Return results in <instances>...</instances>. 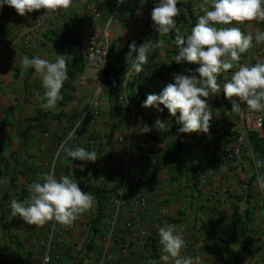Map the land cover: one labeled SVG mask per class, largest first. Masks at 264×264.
<instances>
[{"label": "crops", "instance_id": "0c3cea01", "mask_svg": "<svg viewBox=\"0 0 264 264\" xmlns=\"http://www.w3.org/2000/svg\"><path fill=\"white\" fill-rule=\"evenodd\" d=\"M98 2L73 0L69 9L51 14H44L45 10L41 9L37 13L21 16L11 7L5 17L0 10V263L43 264V250L38 240L46 236L52 221L43 226H33L19 217H12L11 200L25 202L29 199V185L38 179L36 174L50 171L46 162L53 161L57 144L81 112L97 100L98 115L85 121L83 135L71 145V148L94 150L96 161L73 160L64 153L59 156L55 169L57 177L67 175L82 190L90 192L95 197L94 205L71 227L57 223L59 230L56 238L63 246V254L62 259L53 264L99 263L107 231L101 227V231L99 229L95 234L92 227L98 208L97 191L106 188L111 194L118 185L119 174L116 172L121 167L123 154L127 152L138 158V166L142 170L152 169L158 177L156 196L164 201L168 214L148 228L149 234L153 233L158 240L160 255L158 229L165 224H174L183 232L187 242V247L181 250L183 257H199V264H264V212L260 206L264 203V193L257 188L259 173L256 155L250 145L240 166L229 165L219 156L220 149L232 141L229 127L236 116L232 111V102L225 97L222 87L235 69L218 77L221 92L208 98L213 117L210 131L187 134L190 140L188 166L174 181L171 180L172 174L165 157L168 144L179 139L173 135V117L166 108L159 112L142 107L147 95L159 94L168 83H174L175 74H192L200 66L173 61L176 54L174 31L164 34L165 47L151 57L142 72L127 76L118 112L113 110L109 89L102 80L103 68L86 63L75 81L73 99L64 108L65 118L45 120L48 130L32 129L29 138H23L22 132L28 124L26 120L37 115V105L42 102L44 89L34 68L21 67L22 58L39 56L54 62L58 55L64 54V50L60 44L61 36H51L50 31L57 30L76 15L80 32H85L94 26L90 6ZM200 2L180 0L178 3L181 14L176 20L185 36L197 23L198 14H202L198 13ZM153 8L151 1L127 0L123 9L125 19L111 24L113 41L123 49L127 69L131 68L134 60V56L126 59L129 45L135 41L139 47L142 43L138 22L151 19ZM103 12L105 15L108 8ZM39 18L40 36L32 38L28 44L18 42L16 50H10L11 43L32 34ZM246 25L245 34L255 35L257 31H264V22L252 21L246 22ZM229 26L240 27L235 24ZM258 61L264 62V56L252 64ZM195 74L199 77V73ZM133 112L143 114V118L134 130L131 146L119 148L116 139L127 135ZM157 118L166 122L167 131L154 127ZM145 124L152 130L142 134L139 129ZM159 162L161 165L157 169L154 164ZM139 190L150 193L146 187ZM92 239L93 246L89 249L87 244ZM146 241L147 236L134 244L127 235L121 243L124 251L119 250L118 244V247H113L112 256L123 254L128 261L146 264L143 260Z\"/></svg>", "mask_w": 264, "mask_h": 264}, {"label": "clouds", "instance_id": "9594fccd", "mask_svg": "<svg viewBox=\"0 0 264 264\" xmlns=\"http://www.w3.org/2000/svg\"><path fill=\"white\" fill-rule=\"evenodd\" d=\"M123 3L124 0H119ZM180 0H159L151 11V19L159 35L175 32L177 64L187 62L200 66L195 69L199 77L192 74H175L174 83H168L159 94H149L142 102V107L153 108L163 112L166 108L171 116L177 117L181 125L179 132L209 133L212 111L208 98L221 92L218 77L222 73L235 69L231 78L222 87L225 97L232 102V111L240 113L242 104L253 112H264V62L255 64L241 63V55L247 53L255 44H264V31L245 34L238 26L246 22H264V0H201L198 4V21L186 36L178 27L176 18L180 16L178 7ZM73 0H0V10L4 5L10 6L21 16L45 10L44 14L67 10ZM165 42L146 41L136 45L133 41L126 59L132 60L131 68L125 76L133 72L140 73L149 62L148 52L162 49ZM136 55H133V54ZM22 68H34L40 76L44 89V110H54L58 101L63 99L61 89L68 80L67 62L64 55H58L55 61L35 56L22 58ZM161 105L164 107L162 108ZM154 127L159 131H167L166 122L157 118ZM152 127L144 125L139 131L148 133ZM73 133L68 134L71 139ZM66 143V141H65ZM63 148V145H62ZM73 160L96 161L97 154L83 147L63 148ZM53 170L41 173L36 181L29 185L30 197L25 202L11 200V216L19 217L29 225L43 226L55 221L61 226L71 227L74 222L94 205L95 197L85 192L79 184L67 175L59 177ZM264 166L257 160L256 167ZM42 181V182H41ZM257 188L264 193V176L257 177ZM161 246L160 264H199V257L181 256V250L187 247L182 231L174 224H165L158 229ZM49 257L45 255L44 264ZM153 264H157L153 261Z\"/></svg>", "mask_w": 264, "mask_h": 264}, {"label": "built area", "instance_id": "2783aa9c", "mask_svg": "<svg viewBox=\"0 0 264 264\" xmlns=\"http://www.w3.org/2000/svg\"><path fill=\"white\" fill-rule=\"evenodd\" d=\"M126 1L124 0L121 3L119 0H99L98 3L90 6V11L94 16V26L87 28L82 33L87 63L104 68L109 47L113 42L111 24L122 22L125 19L123 9ZM145 1H151L154 7L159 3V0ZM105 8H108V12L104 15L103 10ZM39 22L40 18L32 34L22 36L14 43H11L10 50L15 51L18 42L28 44L32 38H38L41 34L38 27ZM138 27L142 36V43L157 41L158 39L164 41V34L159 35L152 19L140 20ZM240 27L244 33L247 31L246 23L240 25ZM253 45L240 61L242 64H252L256 59L264 56V44L257 45L253 41ZM159 50L161 49H154L148 52L149 61ZM98 106L99 102L93 100L81 112L73 126L59 141L55 148V157L53 159L55 161L54 169L57 167L59 156L66 153L63 148H71L74 140L79 139L83 135L85 121L90 116L98 115ZM241 107L242 111L240 113L234 112L236 118L229 127V133L233 139L220 149L222 159L232 166H240L246 151L251 145V134L264 135V112L249 111L246 108V104H242ZM142 118L143 114L133 112L129 121L127 135L118 136L116 139L119 148L131 146L134 130ZM70 132L73 133L71 139L68 138ZM53 161L50 163L46 162V166L49 167L50 171L53 170ZM138 164V158L130 152L123 154L121 167L116 172L119 174L118 185L114 187L110 194L108 215L105 220L107 231L106 243L98 264H136L135 262L128 261L125 257L123 258V254L113 257L112 255H114L113 252L115 251L113 247H118L119 244V248H121L119 250L123 252L124 247L121 243L127 235L134 244H137L142 237H148V227L151 223H159L168 214L166 204L156 196V188L158 186L157 174L152 169L142 170ZM36 175L39 176V172ZM141 187H146L150 190V193H141L139 190ZM260 206L264 212V203H260ZM58 230L57 223L52 221L46 236L38 240L43 250V264L45 255L49 257L48 264H53L62 259L63 246L56 238ZM116 259H118V262H115Z\"/></svg>", "mask_w": 264, "mask_h": 264}, {"label": "trees", "instance_id": "16d2710c", "mask_svg": "<svg viewBox=\"0 0 264 264\" xmlns=\"http://www.w3.org/2000/svg\"><path fill=\"white\" fill-rule=\"evenodd\" d=\"M10 8V6L4 5L2 8V15L5 17L8 16ZM39 11L40 10L32 13H37ZM79 27L80 23L79 21H77V16L75 15L67 19L64 25L59 27L57 30L50 31L51 36L55 34H59L61 36L60 44L62 45L64 50L63 55L65 56L67 62V71L69 78L64 82V85L61 89V95L63 96V99L58 101L57 106L54 110H44L41 107V104L44 103V101L41 99L42 102L37 105V115L26 120L28 124L22 132L24 139L29 138V132L32 129L37 128L42 131L48 130V127L45 124V120H63L66 116L64 108L68 103L72 101L73 93L76 90L75 81L80 76L83 66L87 63L86 52L83 45V34L80 32ZM122 54L123 49L119 47V44L117 42L113 41L109 47L107 60L102 71V80L109 89L112 108L116 112L121 109L122 101L124 98V83L126 79V69L128 66ZM172 117L173 121L175 122V125L173 127V135L178 136L179 139L177 142L168 144V152L165 157L168 159L167 166L172 174L171 180L174 181L179 177L180 174L183 173V170H185L188 166L187 149L190 145V140L187 136V133L179 132V128L181 127V125L177 123V117ZM250 143L257 160L264 162V135L258 136L257 134H251ZM219 156L220 159H222V155L219 154ZM160 165L161 162H159L158 164H154V167L158 169ZM257 170L259 176H264V166L257 168ZM97 195V214L92 222V227L95 234L101 227H104V229H106L105 220L108 215L110 192L106 188H100L97 191ZM87 246L89 249H91V247L93 246V239L87 244ZM145 251L146 254L143 257V260L146 264H153V261H156L157 264H160L158 240L152 233H150L147 237V241L145 243ZM115 262H118V259H116Z\"/></svg>", "mask_w": 264, "mask_h": 264}]
</instances>
